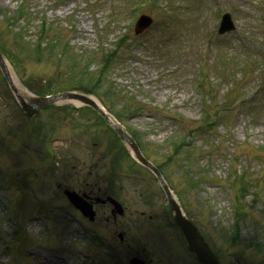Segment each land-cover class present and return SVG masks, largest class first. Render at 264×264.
Listing matches in <instances>:
<instances>
[{"label":"rangeland","instance_id":"374dc122","mask_svg":"<svg viewBox=\"0 0 264 264\" xmlns=\"http://www.w3.org/2000/svg\"><path fill=\"white\" fill-rule=\"evenodd\" d=\"M29 1L28 12L34 13L16 19L21 0H0V41L7 51L17 52L18 32L35 40L42 17L57 21L50 35L64 48L68 42L69 52L80 59L78 67L92 56L89 68L96 70L103 52L121 37L130 38L125 52L88 79L94 84L103 78L95 97L113 112L122 111L125 100H137L140 109L131 108L121 122L136 131L152 162L166 161L163 171L174 193L219 249L224 264H264V107L238 105L220 113L209 135L187 137L195 158L188 160L184 149L179 158L167 161L173 152L170 138L197 130L206 103L212 101L207 108L214 114L236 87L229 83L233 76L224 79L230 67L227 54H235L236 62L252 63L246 74L232 69L242 94L249 99L264 94V0H141L140 5V0ZM175 3L181 18L170 22L167 7ZM226 11L233 14L237 29L219 35ZM141 14L152 16L153 24L136 35ZM219 42L225 49L220 56ZM62 45L56 61L46 52L39 62L26 58L17 71L13 67L25 86L41 94L56 81L65 85L71 79L66 74L75 63L60 55ZM205 62L209 65L203 69ZM202 75L214 87L210 96L199 87ZM89 111L55 106L28 118L0 71V264H129L134 255L150 264H188L179 233L168 224L172 213L165 210L167 198L156 176L128 156L108 126ZM112 141L116 144L110 146ZM116 156L120 166L111 180ZM232 170L252 175L247 180L255 176V207L252 195L238 202L239 187L229 178ZM65 186L87 193L108 186L126 207L125 214L114 218L111 206L97 205L95 219L89 220L65 197ZM235 203L246 217L240 222L239 244L229 245ZM16 228L23 234L21 241ZM96 238L104 246L96 245ZM109 249L116 255L110 257Z\"/></svg>","mask_w":264,"mask_h":264},{"label":"water","instance_id":"95a60500","mask_svg":"<svg viewBox=\"0 0 264 264\" xmlns=\"http://www.w3.org/2000/svg\"><path fill=\"white\" fill-rule=\"evenodd\" d=\"M152 24V18L149 16H142L140 20L137 23L136 32L139 34L143 32L147 27H149ZM233 27L232 22L230 20V16L226 15L224 17L223 25L221 28V31L224 32L226 30H229ZM0 67L7 78L8 82L10 83V87L13 89L16 97L19 100L20 105L22 108L28 113V115L32 116L35 115L38 111V108L44 107L53 103H57L64 100H80L83 104H87L90 106H93L97 111L100 112V114L111 124V126L117 131V133L129 144V146L132 149V152L134 153V156L143 164L150 167L158 177L161 179L164 187L166 188V191L168 193L169 199L173 204V210H174V216L176 219L177 224L182 228L184 235L186 237V240L188 242L189 248L196 253L197 257L202 261L204 264H220L214 253L211 251L209 245L206 243L205 239L202 237V235L198 232L197 228L194 226V224L187 218V216L183 213L182 208L180 204L173 198L172 193L168 186L164 183L162 176L158 169L149 162L142 152L140 151L137 143L135 140L124 130V128L119 124L115 123L111 119V115L107 113L93 98L79 92H65L61 93L55 96L50 97H42V96H36L31 95L27 98H24L21 93L18 91L16 86L13 83V80L11 78L10 70L8 68V65L6 63L5 58L3 57L2 53L0 52ZM68 194L71 198V200L75 203V205L82 209L83 212L90 216L91 218L94 217V211L92 209L91 205L83 203L79 196L76 193H72L68 191ZM110 200L116 205L117 211L122 213L123 209L122 206L117 203L114 199L110 198ZM133 264H145L144 262L134 259Z\"/></svg>","mask_w":264,"mask_h":264},{"label":"trees","instance_id":"16d2710c","mask_svg":"<svg viewBox=\"0 0 264 264\" xmlns=\"http://www.w3.org/2000/svg\"><path fill=\"white\" fill-rule=\"evenodd\" d=\"M26 1V0H25ZM29 5L25 4H21L20 9L22 10L20 12V17L21 15H23V18H28V15L26 13L25 10H28ZM173 12L175 13V11L173 10ZM21 19V18H20ZM56 23H50L49 21H46L44 19H42V22L39 26V38L38 40L35 41H27L24 37V35H22V39L20 41V39H17V54L14 53L13 51H10L9 55H11L12 60L16 63V65H18V63H22L26 57L30 58L32 60H39L41 59L42 53H47V58L49 59L50 57L52 58V60L56 61V49L57 52H59L60 47L62 44H60V42L56 41V37H53L52 35H50L52 32H54V28H55ZM65 48L63 47L60 55L62 53H64V56H67L70 58L71 61H74L75 66L71 67L69 72L66 74L68 75L70 79V81L66 82L65 85H59L56 86V89L52 88V86L49 87L50 90H56V91H61V90H65V89H69L71 87H75L77 86L78 88H82L83 90L87 91V92H92V93H99V82H103V78L99 77V79L93 84L90 83V81L88 79H90L92 77L93 74L99 73V72H104L105 69L108 67V65L112 62V60H114V55L110 54L109 57H106L104 59L103 62V69L99 72H91L89 71V66H90V62L87 60L86 63H83L81 66L78 67L80 59L78 58L77 55H73L69 52L68 50V42H64ZM54 53V54H53ZM54 57H53V55ZM79 59V60H78ZM74 79H72V77H75ZM133 99H127L125 100V108L123 111H119L117 112V114L123 115V113L125 112H129V109L131 108ZM210 117H208L205 121V123H209L211 126H213V124L215 123L212 119V117L209 119ZM177 144V143H176ZM182 145V144H181ZM181 145L177 148L176 153H180L182 147ZM176 147L178 145H175ZM193 154L191 153H187V158L191 157ZM236 183H238L239 187L241 188V192L243 193L242 196H246L247 194L250 193V188H253V185L251 184L250 180H246V177L244 175L241 176V178H236Z\"/></svg>","mask_w":264,"mask_h":264},{"label":"bare ground","instance_id":"6f19581e","mask_svg":"<svg viewBox=\"0 0 264 264\" xmlns=\"http://www.w3.org/2000/svg\"><path fill=\"white\" fill-rule=\"evenodd\" d=\"M11 74H12V78H13L14 84L16 85V87H17L18 91L21 93V95L24 98H27L28 96H31L30 92L18 80V78H17L16 74L14 73L12 67H11ZM74 103L79 104V102H77V101H74Z\"/></svg>","mask_w":264,"mask_h":264}]
</instances>
